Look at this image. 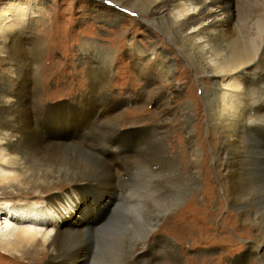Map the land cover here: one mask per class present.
Segmentation results:
<instances>
[{
  "label": "bare ground",
  "instance_id": "obj_1",
  "mask_svg": "<svg viewBox=\"0 0 264 264\" xmlns=\"http://www.w3.org/2000/svg\"><path fill=\"white\" fill-rule=\"evenodd\" d=\"M96 1L101 5L100 9L111 12L113 21L122 19V13L114 6L105 4L104 0H102L104 3L100 2L101 0ZM44 2L45 0H0V58L5 61V68L0 66V254L14 261L29 258L33 262L31 264H41L39 262L117 264L119 259L123 260L121 236L127 233L130 236L124 238L128 242L133 239L130 246L126 244V248H129L127 258L148 257L147 260L153 262L156 251L158 253L160 250L157 249L158 241L163 242L167 251L177 250V244L166 236L163 239L152 238L158 218L150 217L152 215L146 216V210L150 207L155 208L159 204V201L152 197L156 192H152V196L146 193L137 195L126 202L120 199L122 191L119 183L124 181L122 172L125 171L122 158L130 156L133 149H129L128 145L131 143L129 144L130 140L125 138L124 134H122L123 138L116 140L120 149L112 148V152L105 149L109 143L107 137L100 145L99 142L93 141L94 143L91 144L85 142L88 148L84 147V151L101 162L98 163L99 169L93 174H80L79 171L71 170L64 176L61 175L62 151L65 148L76 147L80 143L79 141L71 143L68 141L70 138H66L60 132H66L70 128L69 133L74 135L71 132H75V129L83 124L78 122L80 117L88 123L95 114L90 117L92 111L96 112V107L93 109L92 106L86 113L85 110L72 109L68 114L60 113V104L55 106V109L46 108L45 113L40 109L38 66L24 62L27 47L23 46V41L27 38L24 37L23 31L25 28L32 29L44 18L46 13ZM112 2L128 6L136 11L144 24L151 27L158 25L163 34L173 33L181 40L182 45H191L186 47L188 50L193 48L192 56L195 54L196 57L192 58L205 77L200 79L204 100L209 93L210 96L215 95L211 106H209L211 102L208 104L207 117L209 123L216 127L220 138L217 155L213 158L216 161H223L225 179L237 185L233 176L235 171L233 167L230 168V161L226 160L223 149L236 143L241 136L243 137V133L245 135L248 132L255 140V150L252 152L253 164H264V143L261 144L257 139L258 137L264 139V69L260 66L261 61H264V51L262 50L261 57L258 52L259 47L262 48L261 43H264L262 42L264 0H112ZM223 34L226 35V40L224 39L226 42L223 43L226 44L224 51L222 45H216L217 37ZM156 43L157 39L149 44L148 49L137 42L127 41L136 61L144 58L142 56H148L158 72L160 70L161 73L168 74L173 63L172 59L168 52L164 49L160 50ZM178 48L181 49L179 46ZM80 49L82 59L87 60L89 64L88 87L94 97V92L98 94L100 87H108L111 63L108 61L105 66H100L102 69L100 72V67L96 63L98 61L94 62L93 58L96 55L107 56L110 51H103L93 42L83 44ZM184 70L182 68L179 72L182 73ZM181 87L177 83L173 84L177 94ZM157 93L166 96V92L157 91ZM121 102L123 101L119 100L112 108L104 106L99 109V120L106 117L115 122L119 113H108L116 111L122 105ZM85 105L87 107V104ZM191 107L189 102H185L182 106L186 119L192 116ZM39 110L40 113L36 112ZM37 122H41L49 132L44 133ZM143 129L146 128L141 127L137 131ZM154 131L157 130L154 128ZM126 141L125 147L122 146ZM244 148L246 147L243 146L242 149ZM114 151H116L115 155H113ZM100 154L105 157H101ZM236 164L235 162L234 165ZM127 172L125 171L126 174ZM117 190H120L119 197H115ZM84 197L90 198L95 205H102L103 208L108 206L106 214H109L107 215L109 218L114 210L116 211L114 217L122 215L123 229L116 231L118 226L108 228L110 223L106 221L109 218L103 221L99 228L94 225V228L91 227L80 208L85 200ZM111 197L115 199L111 201ZM118 207L120 211L116 210ZM171 208L167 207L165 210L162 208V210L165 212ZM95 233L101 235L98 252L92 244ZM136 246H140L144 251L135 254ZM262 251L264 252V247Z\"/></svg>",
  "mask_w": 264,
  "mask_h": 264
},
{
  "label": "rangeland",
  "instance_id": "obj_2",
  "mask_svg": "<svg viewBox=\"0 0 264 264\" xmlns=\"http://www.w3.org/2000/svg\"><path fill=\"white\" fill-rule=\"evenodd\" d=\"M104 1L121 12L122 19L113 21L111 12L100 9L101 5L97 4L96 0H45L44 18L32 29L25 28L23 31L24 37L27 38L23 41V46L27 47L24 62L37 64L41 78L38 88L41 111L45 113L48 107L55 109L58 104L61 114H68L72 109L85 110L86 113L92 106L93 109L96 107V112H91L90 117L95 114L88 123L80 117L78 122L83 124L80 128L77 127L75 132H71L74 135L69 133L70 128L66 132H60L70 138L68 141L71 143H80L62 151L61 175L64 176L71 170L79 171L80 174H93L99 169L98 163L101 162L84 151V147L88 148L85 142L91 144L94 141L100 145L107 137L109 143L105 149L112 152L113 149H120L116 140L123 138L124 134V137L130 140L129 149H133L131 157L122 158L123 169L128 172H122L125 182L119 183L123 192L120 199L126 202L137 195L146 193L152 196V192H156L152 197L157 199L159 204L146 210V216L158 218L152 238H172L177 244V250L167 251L163 242L158 241L157 249L160 250L158 253L156 251L153 262H149L148 257L129 259V248H126V244L130 246L133 239L128 242L124 236L130 235L125 233L121 236L123 260L119 259L117 264H264V164L252 162V152L255 150L253 136L248 132L245 135L243 133V137L233 144H236L234 147L237 146L238 151L233 145L223 149L226 160L230 161V168L233 167L235 171V185L225 179L223 161L213 158L217 155L220 138L216 127L209 123L207 114L215 95L210 96L209 93L210 98L207 96L205 100L208 102H205L204 90L200 87V79L205 77L201 68L195 64L193 48H186L191 45H182L181 40L173 33L163 34L158 25L151 27L144 24L136 11L128 6L113 4L112 0ZM100 2L104 3L102 0ZM238 29L242 31L240 27ZM156 39V46L167 51L172 59L173 67L171 66L168 74L161 73L160 70L158 72L148 56H142L144 58L136 61L127 44V41L131 40L132 43L137 42L148 48ZM224 39L226 40L225 34L218 36L216 43L222 45L223 51L226 48ZM262 39L264 42V38ZM87 42L97 44L103 51H110L107 56L96 55L93 58L94 62L98 61L96 63L99 67L105 66L108 61L111 63L109 85L106 88L100 87L98 94L94 92V97L88 87L89 64L87 60L82 59L80 49ZM261 45L263 49L259 47V57L264 51V43ZM138 62L140 65L136 64ZM4 64L5 61L0 58L2 68H5ZM260 66L264 69V61H261ZM182 68L185 70L180 73ZM174 83L182 86L179 92L181 95L174 91ZM157 91L166 92V96L158 95ZM119 100L123 101L122 107L108 113H119L115 120L118 123L106 117L99 120L98 110L104 106L112 108ZM185 102L192 106L190 119L184 116L182 106ZM35 120L37 121L36 118ZM37 123L44 133L49 132L41 122ZM141 127L147 130L137 131ZM244 138L249 140L246 139L245 142ZM257 139L261 144L264 143L263 138ZM126 143L127 141L121 144L125 147ZM241 146L246 148L242 149ZM228 152L229 154H226ZM100 156L105 157L103 154ZM120 190L116 191L115 197L120 196ZM84 199L80 206L82 214L91 227L94 225L99 228V225L109 218V214H106L109 207L103 208L102 205H95L90 198ZM111 199L113 201L115 198ZM119 207L117 211H120ZM167 207L172 208L163 212L162 208L165 210ZM241 212L243 215L239 214ZM115 214L114 210L106 222L110 223L108 228L118 226L116 231H120L123 229L122 215L114 217ZM95 235L92 244L98 252L101 235ZM134 251L135 254H141L144 250L136 246ZM31 263L33 262L29 258L14 261L0 254V264Z\"/></svg>",
  "mask_w": 264,
  "mask_h": 264
}]
</instances>
